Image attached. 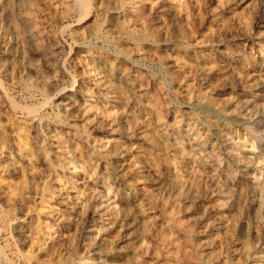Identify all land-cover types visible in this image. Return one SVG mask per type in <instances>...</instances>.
<instances>
[{"label":"rangeland","instance_id":"obj_1","mask_svg":"<svg viewBox=\"0 0 264 264\" xmlns=\"http://www.w3.org/2000/svg\"><path fill=\"white\" fill-rule=\"evenodd\" d=\"M76 1L0 0V264H264V0Z\"/></svg>","mask_w":264,"mask_h":264},{"label":"bare ground","instance_id":"obj_2","mask_svg":"<svg viewBox=\"0 0 264 264\" xmlns=\"http://www.w3.org/2000/svg\"><path fill=\"white\" fill-rule=\"evenodd\" d=\"M74 1H75V0H74ZM139 1H142V0H139ZM139 1H138V2H139ZM159 1H160V0H159ZM159 1H158V2H159ZM161 1H162V0H161ZM161 1H160V2H161ZM133 2H134V1H133ZM136 2H137V0H136ZM162 2H163V1H162ZM177 2H178V1H177ZM78 3H79V4H82L83 2H81V0H80V1L77 0V1L75 2V4L78 5ZM129 3H130V2H129ZM131 3H132V2H131ZM142 3H143V2H142ZM16 4H17V3H16ZM112 4H113V3H112ZM121 4H122V3H121ZM132 4H133V3H132ZM140 4H141V2H140ZM161 4H162V3H161ZM166 4H167V3H166ZM118 5H119V4H118ZM130 5H131V4H130ZM10 6H11V5H10ZM17 6H18V5H17ZM135 6H136V5H134V7H135ZM141 6H142V5H141ZM158 6H159V4H158ZM81 7H82V6H81ZM83 7H84V4H83ZM83 7H82V8H83ZM131 7H132V5H131ZM131 7H130V8H131ZM138 7H139V6H137V8H138ZM159 7H160V6H159ZM182 7H183V6H182ZM156 8H157V7H156ZM113 9H114V8H113ZM117 9H118V7H117ZM128 9H129V7H128ZM135 9H136V8H135ZM118 10H119V9H118ZM131 10H132V9H131ZM138 10H139V9H138ZM159 10H160V9H159ZM127 11H128V10H127ZM135 11L137 12V10H135ZM13 12H14V11H13ZM119 12H120V11H119ZM128 12H129V11H128ZM132 12H133V11H132ZM136 12H135V14H136ZM156 12H157V11H156ZM8 13H9V11H8ZM14 13H15V12H14ZM113 13H115V12H113ZM138 13H139V12H138ZM154 13H155V12H154ZM157 13H158V12H157ZM167 13H169V12H167ZM171 13H172V15H173V12H171ZM174 13H175V12H174ZM15 14H16V13H15ZM116 14H117V13H116ZM130 14H131V13H130ZM155 14H156V13H155ZM162 14H163V13H162ZM165 14H166V13H165ZM9 15H11V14H9ZM157 15H158V14H157ZM139 16H143V13H141ZM161 16H162V15H161ZM174 16H175V15H174ZM1 17H2V16H1ZM9 17H11V16H9ZM127 17H128V16H127ZM144 17H145V16H144ZM152 17H153V16H152ZM158 17H159V16H158ZM162 17H163V16H162ZM171 17H172V16H171ZM121 18H122V17H121ZM156 18H157V17H156ZM168 18H169V17H168ZM11 19H12V18H11ZM125 19H126V17H125ZM132 19H134V18H132ZM158 19H159V18H158ZM162 19H163V21H164V18H162ZM211 19H213V18H211ZM4 20H5V19H4ZM9 20H10V19H9ZM152 20H153V19H152ZM5 21H6V20H5ZM17 21H18V20H17ZM126 21H127V20H126ZM171 21H172V20H171ZM208 21H209V20H208ZM211 21H212V20H211ZM214 21H215V20H214ZM216 21H218V19H217ZM2 22H3V21H2ZM10 22H11V21H10ZM132 22H133V20H132ZM138 22H139V21H138ZM153 22H154V21H153ZM158 22H159V21H158ZM218 22H219V21H218ZM126 23H127V22H126ZM212 23H213V22H212ZM134 24H135V23H134ZM138 24H139V23H138ZM153 24H154V23H153ZM161 24H162V23H161ZM209 24H210V22H209ZM216 24H217V23H216ZM164 25H165V24H163V26H164ZM210 25H211V24H210ZM143 26H144V25H143ZM160 26H161V25H160ZM222 26H223V25H222ZM151 27H152V26H151ZM175 27H176V26H175ZM207 27H208V26H207ZM139 29H140V28H139ZM161 29H164V28H161ZM172 29H173V28H172ZM174 29H175V28H174ZM174 29H173V31H175ZM176 29H177V28H176ZM208 29H211V28H208ZM217 29H218V28H217ZM141 30H142V29H141ZM150 30H151V29H150ZM213 30H214V28H213ZM153 31H154V30H153ZM153 31H152V32H153ZM177 31H178V30H177ZM150 32H151V31H150ZM175 32H176V31H175ZM205 32H206V31H205ZM215 32H216V31H215ZM215 32H214V33H215ZM155 33H156V31H155ZM162 33H163V32H162ZM173 33H174V32H173ZM173 33H172V34H173ZM214 33H213V35H214ZM27 34H29V33L27 32ZM30 34H31V33H30ZM160 34H161V33H160ZM215 34H216V33H215ZM161 35H162V34H161ZM163 35H164V34H163ZM203 35H204V34H203ZM211 35H212V34H211ZM26 36H27V35H26ZM28 36H29V35H28ZM31 36H32V34H31ZM33 36H34V35H33ZM56 36H57V35H56ZM59 36H60V35H59ZM151 36H152V35H151ZM215 36H216V35H215ZM218 36H219V34H218ZM218 36H217V37H218ZM42 37H43V36H42ZM46 37H47V35H46ZM48 37H49V36H48ZM48 37H47V38H48ZM152 37H153V36H152ZM18 38H19V37H18ZM29 38H30V37H29ZM29 38H28V39H29ZM32 38H33V37H32ZM49 38H50V37H49ZM205 38H206V36H205ZM210 38H211V40H210ZM212 38H213V37L209 35V41H212L213 39H215V38H213V39H212ZM216 39H217V38H216ZM15 40H16V39H15ZM13 41H14V40H13ZM26 41H27V39H26ZM207 41H208V40H207ZM24 42H25V41H24ZM213 42H214V41H212V43H213ZM13 43H14V42H13ZM168 43H169V42H168ZM222 43H223V42H222ZM1 44H3V43H1ZM14 44H15V43H14ZM161 44H162V43H161ZM164 44H165V43H164ZM203 44H204V42H203ZM208 44H210V42H209ZM214 44H215V43H214ZM10 46H11V45H10ZM22 46H23V45H22ZM199 46L202 47V46H204V45H202V46L199 45ZM262 46H263V45H262ZM2 47H3V45H2ZM6 47H7V46H6ZM6 47H5V48H6ZM16 47H17V46H16ZM20 47H21V46H20ZM160 47H161V46H160ZM200 47H199V48H200ZM206 47H209V46H206ZM263 47H264V46H263ZM5 48H4V49H5ZM22 48H23V50H25V49H24V46H23ZM31 48H32V47H31ZM18 49H20V48H18ZM18 49H17V50H18ZM27 49H28V48H27ZM211 49H212V48H211ZM227 49H228V48H227ZM260 49H261V48H260ZM21 50H22V49H21ZM28 50H29V49H28ZM199 50H200V49H199ZM235 50H236V49H235ZM174 51H175V50H174ZM186 51H187V50H186ZM230 51H231V50H230ZM11 52L13 53V50H12ZM18 52H19V50H18ZM167 52H168V50H167ZM167 52H166V53H167ZM172 52H173V51H172ZM219 52L222 53V54H225V53H226L224 50H220ZM261 52H262V51H261ZM6 53H7V52H6ZM12 53H11V54H12ZM21 53H22V52H21ZM167 54H168V53H167ZM198 54H199V53H198ZM205 54H206V53H205ZM214 54H215V53H214ZM228 54H229V53H228ZM228 54L226 53V56H227ZM3 55H4V54H3ZM9 55H10V54H9ZM17 55H18V54H17ZM18 56H20V55H18ZM169 56H170V55H168L167 57H169ZM194 56H195V55H194ZM216 56H217V55H216ZM233 56H234V55H233ZM9 57H10V56H9ZM170 57H171V56H170ZM204 57H205V56H204ZM229 57H230V56H229ZM12 58H13V57H12ZM171 58H172V57H171ZM171 58H169V59L171 60ZM14 59H15V58H14ZM197 59H198V58H197ZM224 59H225V58H224ZM167 60H168V59H167ZM238 60H239V59H238ZM238 60H237V61H238ZM163 63H164V62H163ZM165 64H166V61H165ZM231 64H232V63H231ZM262 64H263V63H262ZM161 65H162V64H161ZM174 65H175V64H174ZM228 65H229V64H228ZM232 66H233V65H232ZM164 67H165V66H164ZM164 67H163V68H164ZM230 67H231V66H230ZM256 67H257V66H256ZM256 69H258V68H256ZM260 70H261V69H260ZM125 74H126V73H125ZM147 74H148V73H147ZM258 74H259V73H258ZM173 75H174V74H173ZM108 76H109V75H108ZM126 76H127V75H126ZM109 77H110V76H109ZM123 77H124V76H123ZM140 77H141V76H140ZM140 77H139V78H140ZM125 78H126V77H125ZM126 79H127V78H126ZM128 79H129V78H128ZM255 80H256V79H255ZM142 81H143V80H142ZM121 82H122V81H121ZM256 82H257V81H256ZM262 83H263V82H262ZM150 84H151V82H150ZM258 85H259V84H258ZM132 86H133V84H132ZM148 86H149V85H148ZM151 86H152V85H151ZM151 86H150V87H151ZM158 86H159V85H158ZM155 88H156V87H155ZM158 88H159V87H158ZM179 88H180V87H179ZM254 88H255V87H253V89H254ZM180 89H181V88H180ZM153 90H154V89H153ZM161 90H162V89H161ZM258 90H259V89H258ZM63 91H66V90L64 89ZM63 91H62V93H63ZM244 91H245V90H244ZM247 91H248V90H247ZM253 91H254V90H253ZM59 93H60V91H59ZM64 93H65V92H64ZM71 93H72V92H71ZM134 93H135V92H134ZM252 93H253V92H252ZM184 94H185V93H184ZM239 94H241V93H239ZM247 94H248V93H247ZM69 95H70V92H69ZM133 95H134V94H133ZM143 95H144V94H143ZM143 95H142V96H143ZM187 95H188V94H187ZM237 95H238V93H237ZM241 95H242V94H241ZM62 96H63V95H62ZM71 96H72V95H71ZM88 96H89V95H88ZM250 96H251V95H250ZM255 96H256V95H255ZM257 96H259V93H258ZM260 96H261V95H260ZM181 97H182V96H181ZM183 97H184V96H183ZM133 98H134V97H133ZM135 98H136V97H135ZM152 98H153V97H152ZM155 98H156V97H155ZM245 98H246V97H245ZM64 99H65V98H64ZM82 99H83V98H82ZM136 99H137V98H136ZM148 99H149V98H148ZM178 99H179V98H178ZM241 99H242V98H241ZM132 100H133V99H132ZM157 100H158V99H157ZM157 100H156V101H157ZM229 100H230V99H229ZM232 100H233V99H232ZM245 101H246V100H245ZM161 102H162V101H161ZM183 102H184V100H183ZM225 102H226V101H225ZM262 102H263V101H262ZM229 103H230V102H229ZM237 103H238V102H237ZM240 103H242V102H240ZM156 104H157V103H156ZM221 104H222V103H221ZM84 105H85V104H84ZM222 105H223V104H222ZM222 105H221V106H222ZM227 105H228V103H227ZM227 105H226V107H227ZM230 105H231V104H230ZM74 106H75V105H74ZM243 106H244V105H243ZM252 106H253V105H252ZM256 106H257V105H256ZM78 107H79V106H78ZM164 107H165V106H164ZM164 107H163V108H164ZM254 107H255V106H254ZM85 108H86V106H85ZM189 108H190V107H189ZM192 108H193V107H192ZM227 108H228V107H227ZM260 108H261V107H260ZM164 109H165V108H164ZM236 109H237V108H236ZM256 109H257V108H256ZM159 110H160V109H159ZM212 110H213V109H212ZM163 111H164V110H163ZM215 111H216V110H215ZM165 112H166V111H165ZM235 112H236V111H235ZM237 112H238V111H237ZM260 112H262V109H261ZM88 113H89V112H88ZM88 113H87V115H88ZM229 113H230V112H229ZM89 114L91 115V113H89ZM181 114H182V113H181ZM184 114H185V113H184ZM232 114L235 115L234 113H232ZM236 114H237V113H236ZM250 114H251V113H250ZM259 114H260V113H259ZM189 115H190V114H189ZM189 115H188V116H189ZM257 115H258V114H257ZM97 116H98V115H97ZM173 116H174V115H173ZM180 116H181V115H180ZM175 117H176V116H175ZM184 117H185V116H184ZM186 117H187V115H186ZM259 117H260V116H259ZM93 118H94V117H93ZM239 118H240V117H239ZM246 118H247V117H246ZM257 118H258V117H257ZM180 119H181V118H180ZM183 119H184V118H183ZM251 119H252V118H251ZM165 120H167V119H165ZM165 120H164V121H165ZM258 120H259V119H258ZM224 121H225V120H224ZM162 122H163V121H162ZM188 122H189V121H188ZM250 122H251V121H250ZM253 122H254V121H253ZM160 123H161V122H160ZM165 123H166V121H165ZM168 123H169V122H168ZM193 123H194V122H193ZM246 123H247V122H246ZM248 123H249V122H248ZM162 124H163V123H162ZM180 124H181V123H180ZM259 124H260V123H259ZM262 124H264V123H262ZM195 125H196V124H195ZM170 126H171V124H170ZM179 126H180V125H179ZM223 126H224V125H223ZM165 127H166V126H165ZM172 127H173V126H172ZM174 127H175V126H174ZM174 127H173V128H174ZM197 127H198V126H197ZM213 127H214V126H213ZM224 127H225V126H224ZM227 127H228V126H227ZM227 127H226V128H227ZM243 127H244V126H243ZM245 127H246V126H245ZM263 127H264V126H263ZM216 128H217V127H216ZM219 128H220V127H219ZM229 128H230V126H229ZM119 129H120V128H119ZM169 129H170V128H169ZM185 129H186V128H185ZM194 129H195V127H194ZM222 129H223V128H222ZM212 130H213V128H212ZM123 131H124V129H123ZM123 131H122V132H123ZM172 131H173V130H172ZM218 131H219V130H218ZM220 131H221V130H220ZM230 131H231V130H230ZM118 132H119V131H118ZM168 132H169V131H168ZM194 132H195V131H194ZM222 132H223V131H222ZM125 133H126V132H125ZM184 133H185V132H184ZM186 133H187V132H186ZM223 133H224V132H223ZM223 133H222V134H223ZM171 134H172V133H171ZM222 134H220V133H216V132H215V135H216L218 138H221V140H223V137L225 136V135H222ZM227 135H228V134H227ZM177 136H178V135H177ZM192 136H193V134H192ZM210 137H211V136H210ZM227 137H228V136H227ZM165 138H166V137H165ZM175 138H176V137H175ZM213 138H214V137H213ZM231 138H232V137H231ZM173 139H174V137H173ZM245 139H246V138H245ZM187 140H188V138H187ZM192 141H193V140H192ZM246 141H247V140H246ZM170 142H171V141H170ZM190 142H191V140H190ZM231 142H232V141H231ZM174 143H176V142H174ZM241 143H243V142H241ZM248 143H249V142H248ZM184 144H185V142H184ZM195 144H196V143H195ZM204 144H205V143H204ZM239 144H240V142H239ZM261 144H262V142H261ZM247 145H248V144H247ZM242 146H243V145H242ZM242 146H241V147H242ZM181 147H182V146H181ZM244 147H245V146H244ZM206 148H207V147H206ZM218 148H219V147H218ZM258 148H259V147H258ZM173 149H174V148H173ZM175 149H176V148H175ZM175 149H174V151H175ZM193 149H194V148H193ZM223 149H224V148H223ZM241 149H242V148H241ZM181 150H182V148H181ZM191 150H192V149H191ZM194 150H195V149H194ZM243 150H244V149H243ZM176 151H177V150H176ZM214 151H215V149H214ZM250 151H251V150H250ZM210 152H212V151H210ZM216 152H217V151H216ZM227 152H228V151H227ZM227 152H226V153H227ZM180 153H181V152H180ZM188 153H189V152H188ZM214 153H215V152H214ZM244 153H245V152H244ZM177 154H178V153H177ZM185 154H186V153H185ZM185 154H184V155H185ZM190 154H191V153H190ZM217 154H218V153H217ZM261 154H262V153H261ZM179 155H180V154H179ZM179 155H178V156H179ZM214 155H215V154H214ZM231 155H232V154H231ZM233 155H234V154H233ZM235 155H236V154H235ZM241 155H242V154H241ZM180 156H181V155H180ZM190 156H191V155H190ZM228 156H230V155H228ZM257 156H258V155H257ZM260 156H261V155H260ZM213 157H214V156H213ZM249 157H250V156H249ZM231 158H233V157H231ZM243 158H244V157H243ZM245 158H246V157H245ZM253 158H254V157H253ZM233 159H234V158H233ZM246 159H247V158H246ZM246 159H245V160H246ZM254 159H255V158H254ZM263 159H264V158H263ZM173 160H174V159H173ZM224 160H225V159H224ZM237 160H238V158H237ZM239 160H240V159H239ZM263 161H264V160H263ZM171 162H173V161H171ZM224 162H225V161H224ZM247 162H248V160H247ZM174 163H175V162H174ZM215 163H216V162H215ZM227 163H228V162H227ZM230 163H231V161H230ZM239 163H241V162L239 161ZM224 164H225V163H224ZM232 164H233V163H232ZM247 164H248V163H247ZM249 164H251V163L249 162ZM249 164H248V165H249ZM176 165H177V164H176ZM171 166H172V165H171ZM173 166H174V165H173ZM216 166H217V165H216ZM205 167H206V166H205ZM217 167H218V166H217ZM233 167H234V166H233ZM246 167H247V166H246ZM206 168H207V167H206ZM239 168H240V167H239ZM219 169H220V168H219ZM222 169H223V168H222ZM236 169H237V168H236ZM178 171H180V170L178 169ZM211 171H212V170H211ZM176 173H177V172H176ZM176 173H175V174H176ZM180 173H181V171H180ZM237 173H238V172H237ZM242 173H243V172H242ZM242 173H241V174H242ZM177 174H178V173H177ZM177 174H176V175H177ZM182 174H183V173H182ZM207 174H208V173H207ZM235 174H236V173H235ZM244 174L246 175V173H244ZM248 174H249V173H248ZM211 176H212V174H211ZM224 176H225V175H224ZM236 176H237V175H236ZM244 177H245V176H244ZM182 178H183V177H182ZM212 178H213V177H212ZM235 178H236V177H235ZM249 178H250V177H249ZM176 179H177V178H176ZM176 179H175V180H176ZM178 179H179V178H178ZM208 179L210 180V178H208ZM213 179H214V178H213ZM213 179H212V180H213ZM224 179H226V178H224ZM224 179H223V180H224ZM247 179H248V177H247ZM179 180H180V179H179ZM193 180H194V179H193ZM193 180H192V181H193ZM227 180H228V179H227ZM233 180H234V179H233ZM176 181H177V180H176ZM176 181H175V182H176ZM237 181H238V180H237ZM243 181H244V180H243ZM249 181H250V180H249ZM180 182H182V181H180ZM183 182H184V181H183ZM213 182H214V181H213ZM240 182H241V181H240ZM192 183H193V182H192ZM241 183H242V182H241ZM47 184H48V183H47ZM170 184H171V183H170ZM172 184H173V183H172ZM188 184H189V182H188ZM238 184H239V183H238ZM198 185H199V184H198ZM240 185H241V184H240ZM236 186H237V185H236ZM178 187H179V186H178ZM178 187H177V188H178ZM231 187H232V186H231ZM247 187H248V186H247ZM180 188H181V187H180ZM182 188H183V186H182ZM252 188H253V186H252ZM258 188H259V187H258ZM260 188H261V187H260ZM178 189H179V188H178ZM196 189H197V186H196ZM229 189H230V188H229ZM248 189H250V187H249ZM175 190H176V189H175ZM194 190H195V189H194ZM246 190H247V189H246ZM250 190H251V189H250ZM170 191H171V189H170ZM182 191H183V190H182ZM191 191H192V189H191ZM198 191H199V190H198ZM255 191H256V190H255ZM166 192H167V191H166ZM229 192H231V191H229ZM233 192H234V191H232L231 193H233ZM250 192H252V191H250ZM250 192H248V194H249ZM253 192H254V189H253ZM258 192H260L259 189H258ZM262 192H263V191H262ZM178 193H179V192H178ZM180 193H181V192H180ZM260 193H261V192H260ZM49 194H50V193H49ZM165 194H166V193H165ZM171 194H172V193H171ZM185 194L187 195V193H185ZM194 194H195V193H194ZM254 194H255V193H254ZM256 194H257V193H256ZM50 195H52V194H50ZM175 195H176V194H175ZM246 195H247V194H246ZM251 195H252V194H251ZM178 196H179V195H178ZM190 196H191V195H190ZM193 196H194V195H193ZM198 196H199V194H198ZM200 196H201V195H200ZM248 196H249V195H248ZM47 197H48V196H47ZM251 197H253V196H251ZM254 197H256V196H254ZM259 197H260V196H259ZM50 198H51V197H50ZM125 198H126V197H125ZM127 198H128V197H127ZM179 198H180V197H179ZM179 198H178V199H179ZM189 198H190V197H189ZM192 198H193V197H192ZM123 199H124V198H123ZM132 199H133V198H132ZM176 199H177V198H176ZM190 199H191V198H190ZM193 199H194V198H193ZM252 199H253V201H254V198H252ZM56 200H57V199H56ZM196 200H197V199H196ZM198 200H199V199H198ZM256 200H257V199H256ZM175 201H176V200H175ZM42 202H43V201H42ZM60 202H61V201H60ZM180 202H181V198H180ZM193 202H195V201H193ZM230 202H231V201H230ZM232 202H233V201H232ZM62 203H63V202H62ZM182 203H183V202H182ZM182 203H181V204H182ZM184 203H185V202H184ZM255 203H256V202H255ZM165 204H166V203H165ZM165 204H164V205H165ZM167 204H168V203H167ZM167 204H166V205H167ZM170 204H171V203H170ZM170 204H169V205H170ZM236 204H237V203H236ZM45 205H46V204H45ZM193 205H194V204H193ZM195 205H196V203H195ZM255 205H256V204H255ZM159 206H161V205L159 204ZM201 206H202V205H201ZM230 206H231V205H230ZM230 206H229V207H230ZM233 206H234V205H233ZM237 206H238V205H237ZM61 207H62V208L64 207V208H63V209H64V210H63V213H65V210H66L65 206H64V205H61ZM66 207H68V206H66ZM195 207H196V206H195ZM234 207H235V206H234ZM172 208H173V207H172ZM199 208H200V207H199ZM230 208H231V207H230ZM161 209H162V208H161ZM161 209H160V210H161ZM163 209H164V206H163ZM163 209H162V210H163ZM201 209H202V208H201ZM226 209H227V208H226ZM231 209H232V208H231ZM249 209H250V208H249ZM166 210H167V209H166ZM197 210H198V209H197ZM206 210H207V209H206ZM206 210H205V212H206ZM232 210H233V209H232ZM238 210H239V209H238ZM252 210H253V209H252ZM163 211H164V210H163ZM207 211H208V210H207ZM214 211H215V210H214ZM242 211H243V210H242ZM244 211H245V210H244ZM246 211H247V210H246ZM173 212H174V211H173ZM199 212H201V211H199ZM63 213H62V214H63ZM201 213H202V212H201ZM207 213H208V212H207ZM209 213H211V212H209ZM209 213H208V214H209ZM228 213H229V212H228ZM228 213H227V214H228ZM243 213H244V212H243ZM164 214H165V212H164ZM216 214H217V213H216ZM246 214H247V213H246ZM168 215H169V214H168ZM201 215H202V214H201ZM222 215H223V214H222ZM235 215H236V214H235ZM198 216H199V215H198ZM240 216H241V215H240ZM246 216H247V215H246ZM61 217H62V216H61ZM209 217H211V215H210ZM216 217H217V216H216ZM225 217H226V216H225ZM225 217H224V219H225ZM229 217H230V216H229ZM232 217H233V216H232ZM195 218H196V217H194V219H195ZM217 218H218V217H217ZM233 218H235V217H233ZM69 219H70V218H69ZM227 219H228V218H227ZM230 219H231V217H230ZM240 219H241V218H240ZM245 219H246V218H245ZM63 220H64V223H65V224H64L65 227L69 228V227H70V223H69V221H68V217L66 216V214L63 216ZM186 220H187V219H186ZM197 220H198V218H197ZM199 220H200V219H199ZM202 220H203V218H202ZM221 220H222V219H221ZM225 220H226V219H225ZM232 220H233V219H232ZM70 221H71V220H70ZM134 221H135V220H134ZM142 221H143V220H142ZM194 221H195V220H194ZM215 221H216V220H215ZM215 221H214V222H215ZM230 221H231V220H230ZM234 221H235V220H234ZM242 221H243V219H242ZM188 222H190V221H188ZM211 222H212V220H211ZM71 223H72V222H71ZM129 223H130V222H129ZM143 223H144V222H143ZM199 223H200V222H199ZM215 223H216V222H215ZM217 223H218V222H217ZM221 223H222V222H221ZM239 223H240V222H239ZM239 223H238V224H239ZM163 224H164V223H163ZM200 224H201V223H200ZM223 224H224V223H223ZM231 224H232V223H231ZM236 224H237V222H236ZM238 224H237V225H238ZM71 225H72V224H71ZM128 225H129V224H128ZM128 225H127V226H128ZM142 225H143V224H142V222H141V227H142ZM164 225H165V224H164ZM189 225H191V224H189ZM197 225H198V224H197ZM201 225H202V224H201ZM211 225H212V224H211ZM224 225H225V224H224ZM234 225H235V223H234ZM19 226H20V225H19ZM143 226H145V225H143ZM160 226H161V225H160ZM193 226H194V225H193ZM207 226H208V225H207ZM207 226H206V227H207ZM216 226H217V225H216ZM228 226H229V225H228ZM245 226H246V225H245ZM20 227H21V226H20ZM42 227H43V226H42ZM123 227H124V226H123ZM155 227H156V226H155ZM191 227H192V226H191ZM201 227H202V226H201ZM209 227H210V226H209ZM211 227H213V226H211ZM221 227H223V226H221ZM47 228H48V227H47ZM129 228H130V227H129ZM135 228H138V227H135ZM135 228H134V229H135ZM164 228H165V226H164ZM186 228H187V227H186ZM217 228H218V227H217ZM217 228H216V229H217ZM229 228H230V227H229ZM235 228H236V227H235ZM155 229H157V228H155ZM155 229H154V230H155ZM176 229H177V228H176ZM193 229H194V227H193ZM203 229H204V227H203ZM231 229H232V228H231ZM45 230H47V229H45ZM126 230H127V229H126ZM138 230H140V229H138ZM154 230H153V231H154ZM157 230H158V229H157ZM157 230H156V231H157ZM165 230H166V229H165ZM190 230H191V229L189 228V231H190ZM194 230H195V229H194ZM197 230H199V229H197ZM205 230H206V229H205ZM217 230H218V229H217ZM226 230H227V228H226ZM242 230H243V228L241 227L240 231H242ZM129 231H130V230H129ZM178 231H179V230H178ZM201 231H204V230H201ZM208 231H209V230H208ZM244 231H245V230H244ZM162 232H163V231H162ZM162 232H161V233H162ZM164 232H165V231H164ZM180 232H181V231H180ZM182 232H183V231H182ZM209 232H210V231H209ZM215 232H216V231H215ZM226 232H227V231H226ZM226 232H225V233H226ZM177 233H179V232H177ZM177 233H176V234H177ZM193 233H194V232H193ZM193 233H192V234H193ZM210 233H211V232H210ZM233 233H234V231L232 232V234H233ZM162 234H163V233H162ZM165 234H166V233H165ZM167 234H168V233H167ZM205 234L207 235V233H205ZM229 234H230V233H229ZM232 234H231V235H232ZM243 234H244V233H243ZM174 235H175V234H174ZM177 235H178V234H177ZM199 235H200V234H198V236H199ZM201 235H202V234H201ZM206 235H205V236H206ZM235 235H236V234H235ZM152 236H153V235H152ZM162 236H164V235H162ZM170 236H171V235H170ZM192 236H193V235H192ZM172 237H173V236H172ZM177 237H178V236H177ZM194 237H195V236H194ZM196 237H197V236H196ZM206 237H207V236H206ZM208 237H209V236H208ZM242 237H243V236H242ZM152 238H153V237H152ZM155 238H156V237H155ZM179 238H180V237H179ZM186 238H187V237H186ZM228 238H229V237H228ZM232 238H234V237L232 236ZM232 238H231V239H232ZM160 239H162V238H160ZM160 239H159V241H160ZM169 239H171V238H169ZM174 239H175V238H174ZM218 239H219V238H218ZM218 239H217V240H214V241H218ZM229 239H230V238H229ZM231 239H230V240H231ZM154 240H156V239H154ZM193 240H194V239H193ZM201 240H202V239H201ZM220 240H221V239H220ZM225 240H227V238H225ZM225 240H224V241H225ZM233 240H234V239H233ZM161 241H162V240H161ZM214 241H211V242H214ZM151 242H152V240H151ZM178 242H179V241H178ZM181 242H182V241H181ZM204 242H205V241H204ZM204 242H203V243H204ZM221 242H222V241H221ZM167 243H168V242H167ZM195 243H196V240H195ZM205 243H206V242H205ZM219 243H220V242H219ZM230 243H231V242H230ZM181 245H182V244H181ZM200 245H201V244H200ZM215 245H216V244H215ZM224 245H225V243H224ZM201 246H202V245H201ZM210 246H211V245H210ZM219 246H220V245H219ZM221 246H222V245H221ZM227 246H228V245H227ZM132 247H133V246H132ZM149 247H150V246H149ZM188 247H190V246H188ZM211 247H212V246H211ZM222 247H223V246H222ZM231 247H232V245H231ZM173 248H174V247H172V249H173ZM177 248H178V247H177ZM177 248H176V249H177ZM202 248H203V247H202ZM202 248H201V249H202ZM229 248H230V247H229ZM159 249H160V248H159ZM189 249H190V248H189ZM204 249H205V248H204ZM212 249H213V248H212ZM217 249H218V248H217ZM221 249H222V248H221ZM227 249H228V248H227ZM165 250H166V249H165ZM173 250H174V249H173ZM178 250H179V248H178ZM187 250H188V249H187ZM199 250H200V249H199ZM218 250H219V249H218ZM231 250H232V249H231ZM234 250H235V249H234ZM234 250H233V251H234ZM160 251H161V250H160ZM166 251H167V250H166ZM204 251H206V250H204ZM214 251H215V250H214ZM227 251H228V250H227ZM145 252L147 253V251H145ZM150 252H151V251H150ZM184 252H185V251H184ZM197 252H199V251H197ZM211 252H212V251H211ZM229 252H230V251H229ZM148 253H149V252H148ZM176 253H177V252H176ZM176 253H175V255H176ZM205 253H206V252H205ZM214 253H215V252H214ZM214 253H213V254H214ZM221 253H222V251H221ZM221 253H220V255H221ZM223 253H224V252H223ZM153 254H154V253H153ZM166 254H167V253H166ZM179 254H180V253H179ZM189 254H190V253H189ZM189 254H187V255H189ZM199 254H201V253H199ZM202 254H203V253H202ZM213 254H211V255H213ZM236 254H237V253H236ZM180 255H181V254H180ZM217 255H218V254H217ZM231 255H234V254H231ZM153 256H155V254H154ZM157 256H158V255H157ZM194 256H195V255H194ZM214 256H215V254H214ZM218 256H219V255H218ZM218 256H217V257H218ZM227 256H228V255H227ZM166 257H167V256H166ZM170 257H171V256H170ZM175 257H176V256H175ZM238 257H240V256H238ZM238 257H237V258H238ZM140 258H141V257H140ZM143 258H145V255H144ZM164 258H165V257H163V259H164ZM196 258H197V257H196ZM203 258H204V257H203ZM215 258H216V256H215ZM215 258H214V260H215ZM228 258H229V257H228ZM228 258H227V259H228ZM233 258H234V257H233ZM233 258H232L231 260H234V259H235V258H234V259H233ZM250 258H251V257H250ZM175 259H176V258H175ZM220 259H221V258H220ZM223 259H224V258H223ZM155 260H156V259H155ZM176 260H177V259H176ZM184 260H185V259H184ZM190 260H191V259H190ZM212 260H213V259H212ZM212 260H211V262H212ZM225 260H226V259H225ZM115 261H116V259H115ZM151 261H152V260H151ZM180 261H181V259H180ZM180 261H179V262H180ZM187 261L189 262V260H187ZM197 261H198V260H197ZM221 261H222V260H221ZM221 261H220V262H221ZM140 262H141V261H140ZM140 262H139V263H140ZM148 262H149V261H148ZM157 262H158V261H157ZM237 262H238V261H237ZM136 263H137V261H136ZM136 263H135V264H136ZM139 263H138V264H139ZM151 263H152V262H151ZM159 263H160V262H159ZM159 263H158V264H159ZM195 263H196V262H195ZM216 263H217V262H216ZM225 263H227V262L224 261L223 264H225ZM231 263H232V262H231ZM238 263H239V262H238ZM166 264H168V263H166ZM173 264H174V263H173ZM212 264H213V263H212ZM234 264H236V263H234ZM239 264H240V263H239Z\"/></svg>","mask_w":264,"mask_h":264}]
</instances>
